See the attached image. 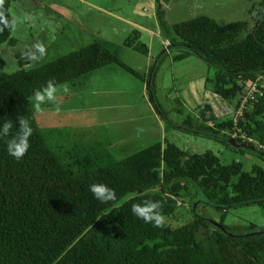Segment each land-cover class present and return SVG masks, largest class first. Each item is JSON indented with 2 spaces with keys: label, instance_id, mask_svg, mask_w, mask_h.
I'll use <instances>...</instances> for the list:
<instances>
[{
  "label": "trees",
  "instance_id": "1",
  "mask_svg": "<svg viewBox=\"0 0 264 264\" xmlns=\"http://www.w3.org/2000/svg\"><path fill=\"white\" fill-rule=\"evenodd\" d=\"M14 1L0 0V45L14 42L9 11ZM156 15L168 49H185L173 59L195 55L206 62L216 70L214 94L236 102L234 113L224 118L200 105L195 110L198 136L231 147L225 139L240 131L264 146V0L251 5L250 20L226 26L207 16L169 25L158 1ZM123 46L149 54L137 30ZM16 58L20 66L30 60L27 51ZM113 65L141 79L148 92V75L141 76L96 41L33 70L0 73V118L16 120L22 115L34 129L31 148L19 161L0 141V264H264V227L248 224L243 232H235L220 221L223 231L198 217L195 206L187 224L168 223L190 184L200 189L206 205L223 214L244 206L264 207V166L244 173L240 164L223 165L210 151L189 154L165 142L122 160L104 147L74 144L72 149L78 152L68 158L60 155L62 145L50 148L47 136L56 131L40 130L30 104L34 91L49 81L57 87L74 83ZM251 85H256L254 96L235 122ZM235 141L264 153L256 145ZM238 150L264 162L257 153ZM95 183L114 189L117 200L108 204L95 200L89 191ZM145 200L161 203L162 227L132 215V204Z\"/></svg>",
  "mask_w": 264,
  "mask_h": 264
},
{
  "label": "rangeland",
  "instance_id": "2",
  "mask_svg": "<svg viewBox=\"0 0 264 264\" xmlns=\"http://www.w3.org/2000/svg\"><path fill=\"white\" fill-rule=\"evenodd\" d=\"M256 1L175 0L167 8L166 22L174 25L199 16L210 17L222 26L248 21L249 9ZM147 7L138 0H15L9 8L13 17L11 39L14 42L0 45V73L33 70L94 41L112 52L118 47L124 49L123 42L133 30L139 29H133L112 14H120L150 28V23L156 19ZM150 37L148 33L140 32V42L148 47L149 57L135 52L131 53L130 59H121L141 76H145L146 64L152 67L165 50L157 37ZM160 37L166 40L161 28ZM26 51L29 57L36 59L20 66L16 55ZM184 51L179 47L169 48L160 58L154 74V96L168 121L194 130L198 124L195 110L200 105L209 106L221 118L234 113L235 101L226 102L214 94L216 70L213 67L195 55L181 61L173 59ZM119 69L115 73H92L77 82L57 87V104L45 105L43 112H36L31 100L40 130L56 131L55 135L47 136L50 148L62 145L60 155L68 158L78 152L73 151L74 144L82 148L104 147L116 160H122L165 142L189 154L202 155L210 151L223 165L240 164L244 173L264 166V162L252 154L168 126L154 112L141 79ZM79 82L83 83V90L76 86ZM65 87L70 91L65 93ZM116 89L126 92H105ZM189 188L175 218L168 222L171 226L180 227L191 221L194 218L191 206H195L198 217L213 223L222 221L235 232H243L248 224L264 227V207L244 206L223 214L205 204L204 195L196 185L190 184Z\"/></svg>",
  "mask_w": 264,
  "mask_h": 264
},
{
  "label": "clouds",
  "instance_id": "3",
  "mask_svg": "<svg viewBox=\"0 0 264 264\" xmlns=\"http://www.w3.org/2000/svg\"><path fill=\"white\" fill-rule=\"evenodd\" d=\"M166 42L168 43V41L165 40L164 51H167L169 46V43L166 45ZM29 58L36 59L35 56ZM57 91V86L53 81H49L45 87L35 90L32 96V107L35 111L40 113L44 111L45 105L57 104ZM63 91L67 93L70 89L65 87ZM33 134L34 129L29 119L22 115H19L16 120L5 117L0 118V141L6 143L7 154L17 161L21 160L31 148L30 139ZM230 140L235 141V139L231 138ZM89 191L94 199L101 204H108L109 202H115L117 200L115 190L103 183L92 184ZM161 209L162 205L159 201L145 200L142 203L132 204L131 213L137 219L143 220L145 223H150L153 227L160 228L164 224Z\"/></svg>",
  "mask_w": 264,
  "mask_h": 264
},
{
  "label": "crops",
  "instance_id": "4",
  "mask_svg": "<svg viewBox=\"0 0 264 264\" xmlns=\"http://www.w3.org/2000/svg\"><path fill=\"white\" fill-rule=\"evenodd\" d=\"M139 1H143L145 4H147V6L149 7V9H151V14H153V16L155 17V21H152L151 23H150V28L149 27H147V26H145V25H143V24H140L139 22H137V21H135V22H132L131 20L132 19H128V18H125L124 16H122V15H120V14H115V13H113L112 15L113 16H115L117 19H119V20H121L122 22H125L126 24H128V25H130L133 29H139V32H146V33H148L149 34V36H151L150 38L151 39H154L155 37H157L158 39H159V41H160V43H161V45H162V47H164L165 48V46H164V42H165V40L163 39V38H161L160 37V25H159V22H158V19H157V15H156V9H157V1L164 7V10H165V17L167 18V20H168V17H167V8H169L168 6L169 5H171L175 0H138V2ZM197 1V0H196ZM197 4H198V2H197ZM147 7V8H148ZM145 10V9H144ZM243 11V10H242ZM245 11V10H244ZM154 37V38H153ZM156 38V39H157ZM122 48H124V49H121L120 47H118V48H115V52L117 53V55H118V57L120 58V59H130V57H133L132 55H131V53H135V52H133V50L132 49H129V48H126V47H122ZM123 57V58H122ZM147 57H149V56H147ZM123 62V61H122ZM124 63V62H123ZM125 64V63H124ZM146 64V63H145ZM128 66V65H127ZM118 68V69H117ZM150 69H151V67L150 66H148L147 64H146V66L144 67V71H145V75H148L149 74V72H150ZM118 70V72H119V67L118 66H108V67H105V68H102V69H100V70H98V71H96V72H93V73H115L116 71ZM90 76V75H89ZM88 76V77H89ZM83 82V81H82ZM82 82H79V83H77V87H78V89H81V90H83V83ZM144 84V83H143ZM144 88H145V90H146V86H145V84H144ZM106 93L108 92V93H122V92H126L124 89H121V90H119V89H116V91H105ZM148 100H149V98H148ZM149 102H150V100H149ZM150 104H151V102H150ZM151 106H152V104H151ZM155 112V111H154Z\"/></svg>",
  "mask_w": 264,
  "mask_h": 264
},
{
  "label": "water",
  "instance_id": "5",
  "mask_svg": "<svg viewBox=\"0 0 264 264\" xmlns=\"http://www.w3.org/2000/svg\"><path fill=\"white\" fill-rule=\"evenodd\" d=\"M167 53V51H163V53L154 61V65L151 67V70L149 72V76H148V81H147V87H148V94H149V97H150V100H151V103L156 111V113L162 118V119H165L171 126L175 127V128H178L179 130L185 132V133H188V134H195V135H199L201 133H198L194 130H188V129H185V128H182V127H179L177 126L176 124L168 121V119L165 118L160 106L158 105V103L156 102V99H155V96H154V91H153V79H154V74H155V71L157 69V66H158V63H159V60L160 58L165 55ZM225 141L232 147V148H235V149H240V150H245V151H249V152H252V153H257V155L261 158L264 159V153H261V152H258L256 148L254 147H251V146H248V145H245V144H240V143H237L236 141L234 140H227L225 139ZM214 226L220 228L221 230L225 231L224 229H222L217 223H213Z\"/></svg>",
  "mask_w": 264,
  "mask_h": 264
},
{
  "label": "built area",
  "instance_id": "6",
  "mask_svg": "<svg viewBox=\"0 0 264 264\" xmlns=\"http://www.w3.org/2000/svg\"><path fill=\"white\" fill-rule=\"evenodd\" d=\"M166 45H168V43L166 42ZM256 91V85H251L248 89V92L245 94V96L242 98V101L240 103V108L239 110L235 113L234 115V121L237 122V117L240 115L242 109L245 107V105L247 104L249 99L253 98V93ZM230 134V133H229ZM231 139H240L243 142H247V143H251L253 145H256L258 148H263L264 146H261L257 143H255L254 141H252L251 139H247L246 136L244 134H240V131H234L233 133L230 134Z\"/></svg>",
  "mask_w": 264,
  "mask_h": 264
}]
</instances>
